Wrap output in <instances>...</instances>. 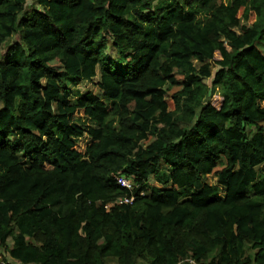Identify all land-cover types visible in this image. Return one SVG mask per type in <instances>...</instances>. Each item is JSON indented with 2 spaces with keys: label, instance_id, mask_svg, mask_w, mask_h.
<instances>
[{
  "label": "trees",
  "instance_id": "trees-1",
  "mask_svg": "<svg viewBox=\"0 0 264 264\" xmlns=\"http://www.w3.org/2000/svg\"><path fill=\"white\" fill-rule=\"evenodd\" d=\"M14 36L0 264H264V0H0Z\"/></svg>",
  "mask_w": 264,
  "mask_h": 264
},
{
  "label": "rangeland",
  "instance_id": "rangeland-1",
  "mask_svg": "<svg viewBox=\"0 0 264 264\" xmlns=\"http://www.w3.org/2000/svg\"><path fill=\"white\" fill-rule=\"evenodd\" d=\"M29 7H30V6H29ZM14 41H19L18 36H14L11 40H9L8 42H6V43L0 48V57H2V56L5 54L8 45H9L10 43H13ZM107 54L110 55V56L113 57V58H116V57L118 56V55H117V54L111 49V46H110L109 50L107 51ZM98 77H99V76H98ZM207 82H208L209 84L211 83L210 80H208ZM91 88H92V85H91V83L88 82V83H83L82 85L75 87L74 90H77V91H79V92H82V94H83L85 91H87V90H89V89H91ZM215 91L217 92L218 89H216ZM83 142H84V143H81V145H82V146H85V144H86V142H87V139L83 140ZM258 169H259L260 173H264V166H261V167H259ZM204 181H205L206 183H208V184L213 185V184H216L217 179H216L215 177H212V176H207V177H205ZM221 192L223 193V188H221ZM2 257H3V255H2V252H1V250H0V260H1ZM12 263H13V262H12Z\"/></svg>",
  "mask_w": 264,
  "mask_h": 264
},
{
  "label": "built area",
  "instance_id": "built-area-1",
  "mask_svg": "<svg viewBox=\"0 0 264 264\" xmlns=\"http://www.w3.org/2000/svg\"><path fill=\"white\" fill-rule=\"evenodd\" d=\"M117 182L121 187H123L129 191H132V192L136 188L134 181L130 178L125 177V176L117 177ZM141 194L143 195L144 193H141ZM134 200H135V197L133 195L130 197L120 198V199H117L114 203L112 202L111 204L107 205L106 209H110L113 204H116V205L132 204L134 202ZM190 263L195 264L193 261H190Z\"/></svg>",
  "mask_w": 264,
  "mask_h": 264
},
{
  "label": "crops",
  "instance_id": "crops-1",
  "mask_svg": "<svg viewBox=\"0 0 264 264\" xmlns=\"http://www.w3.org/2000/svg\"><path fill=\"white\" fill-rule=\"evenodd\" d=\"M15 263V262H14ZM15 264H17V263H15Z\"/></svg>",
  "mask_w": 264,
  "mask_h": 264
}]
</instances>
